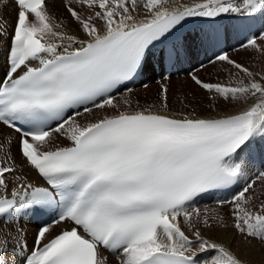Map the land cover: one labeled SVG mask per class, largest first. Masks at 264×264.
<instances>
[{"label":"snow or ice","instance_id":"obj_1","mask_svg":"<svg viewBox=\"0 0 264 264\" xmlns=\"http://www.w3.org/2000/svg\"><path fill=\"white\" fill-rule=\"evenodd\" d=\"M9 2L15 6L11 33L0 16V125L16 136L0 138V218H8L5 228L12 225L0 234V264H10L8 254L20 264H109L101 249L115 264H246L204 235L229 225L222 219L217 225L207 209L192 205L238 185L230 199L217 203L228 206L235 234L264 242V170L240 183L255 167L253 154L264 158V72L222 51L209 63L235 69L227 82L191 74L211 94L213 111L220 102L240 106L217 115L172 110L162 73L166 61H176L192 44L219 39L218 30L215 37L202 29L185 33L186 24L254 21L264 17V0H63L74 32L50 14L54 0L2 5ZM158 46L157 101H137L133 108L125 95L121 104L113 93L120 87L132 92L127 82L149 67ZM240 47L264 55V20ZM106 108L114 113L81 122ZM60 137L67 143H57ZM14 139L22 163L13 155ZM25 167L44 183H33ZM46 209L58 211L41 221L29 249L19 216H43Z\"/></svg>","mask_w":264,"mask_h":264},{"label":"rangeland","instance_id":"obj_2","mask_svg":"<svg viewBox=\"0 0 264 264\" xmlns=\"http://www.w3.org/2000/svg\"><path fill=\"white\" fill-rule=\"evenodd\" d=\"M56 5H61L63 11L60 12V10H57L55 7ZM48 7H49L50 14L54 15L57 18V21H60V20L65 21V24L68 27V30H71L72 27L75 28V26L73 24H71L70 17L66 14V11L63 8V0H59V1H57V3L52 4V6L49 5ZM12 9H14V6H12ZM260 20H264V17H258L257 20H254V21H245L244 22V29L246 30V28H247V31L245 32V34L243 36H241V35L236 36L239 33H235V32H234L235 33L234 36H232V30H231L230 37L232 36V39L230 38L231 43H230V49L228 51L229 56L232 59H235L238 62L244 63L246 66H249L251 69L253 68L255 72H264V55H260L259 53H254L253 50H251V49H249L247 51L242 49L240 47V42L245 41L246 36L252 35L256 31V27L258 26ZM240 21L243 24L244 20H240ZM229 23H230V27H231V24H233V23L232 22H229ZM242 24H241V26H242ZM245 26H246V28H245ZM236 27H237V25L234 24L233 29H235ZM241 29L242 28L239 27V31H241ZM242 32H244V31L242 30ZM2 41H4V40H2ZM207 43H209V41L204 42L206 47H207ZM1 44H2V42H1ZM197 46H199V43ZM197 46L192 44L188 53H186V60L184 59L180 63V71L178 72L180 74L179 75H173L172 77L168 78L167 81H165L169 87V97H170V104L172 106V110H174V111L183 110L186 112H191L192 109L195 108L196 114L205 115V114H217V113H221V112L228 111V110H231V109L238 107L239 105H233V104H227L226 105L222 102L219 103L216 111H213L212 109H210L208 107L210 101L207 99V96L211 95V94L206 93L203 89H201L197 85H195V83L191 80V74H193V73L197 74L202 80H204L206 82H217V81L227 82L229 80L230 71L235 72V69H231V66L226 65L223 62L217 63L215 65H212L209 63L210 59L211 60L215 59V55H214L215 53L214 54L212 53L213 42H211V45H209V46H211L210 50H209V48H199V47H198L199 49H196ZM227 50H228V48H227ZM202 54H205V56H207V57H205V58L201 57ZM190 55H191V57H190ZM189 57L193 61H191L189 59ZM191 62H192V65H190ZM158 63L160 64L159 60H158ZM202 64L204 65L203 68L201 67ZM177 65H178V63H177ZM160 68H161V64H160ZM149 69L150 70H148L146 76L142 79V81L140 80L141 82L139 81L140 84L137 85L134 89H132L131 93L141 92L143 90H147V89L151 88V89H154V96H152V95L151 96H145L146 97L145 98V97H141V95H142V93H141V95L139 94L138 96H136L134 98L131 95H128L126 93V90L122 91V94H120V96H122V97L127 95V98L130 99L131 105L133 108L137 107V103H136L137 101H139V106H146L148 104H152V103L157 101V96H158V92H159V83L158 82H160L162 80V75L158 69L157 64L152 63L150 65ZM145 84L148 85L147 88L144 87ZM139 90H141V91H139ZM180 100H183L184 103L189 105V107L186 109H183L181 103L179 102ZM120 101L122 104V99ZM108 109H105L104 111H102V113H100L101 115L100 116L97 115L98 117H95V118H102L104 115H111L114 113L113 109H110V108H108ZM94 111L97 113L100 112L98 110H94ZM63 143H67V142L64 141ZM257 154H258V152H257ZM258 155H260V154H258ZM258 155H255V153L253 154V159H254L253 161L255 162L254 163L255 167L258 166L259 163H261L262 168H260V170H264V158H262L261 156H258ZM255 167L252 169L251 172H246L245 176L242 178V183L244 182V180L248 179L249 175H251L252 173H254L256 171H259V169H255ZM258 187H259V185H258ZM227 195H229V194H227ZM222 197H219V199L218 198L214 199V196H212V197L202 199L204 201L201 205L198 202L199 204L197 203L193 207H198L201 209V207H203L207 203H211L215 209H218V210H215V212H220V214L218 216H214L215 222L218 225L220 219L230 217L228 214L229 213L228 206L227 205L221 206L217 203V201L223 200V199H230L231 197H224V198H222ZM201 211H202V209H201ZM218 217H221V218L219 219ZM228 219L230 222L229 224L231 225V222H232L231 218H228ZM217 227H219V226H216V228ZM24 230H26V227L24 228ZM29 230H32V229H29ZM29 230H26V231H29ZM2 232L3 231L1 229L0 233H2ZM209 232H210V230H204V235L208 236ZM231 239H232V243L228 247L234 253H235V251H237V249H239V244L241 242V243H244V245L248 246L249 249L251 248L250 250L259 251L260 256L263 257V259H264V242H260L256 239H253L251 241V243H248V242L244 241L239 236V234H235V233H234V238H231ZM253 252H255V251H253ZM250 264H260V262L255 261V263H254L252 260L250 262ZM261 264H262V262H261Z\"/></svg>","mask_w":264,"mask_h":264},{"label":"bare ground","instance_id":"obj_3","mask_svg":"<svg viewBox=\"0 0 264 264\" xmlns=\"http://www.w3.org/2000/svg\"><path fill=\"white\" fill-rule=\"evenodd\" d=\"M57 1H59V0H54V3H49V5H51L52 6V4H55V3H57ZM177 2H188V0H169V5H174V4H176ZM48 5V6H49ZM12 6H14V4H12L11 2H9L8 4H7V6H3L2 5V0H0V16H2L3 17V19H5V20H7L8 22H9V25H10V27L8 28V31H10L11 29H12V27H11V25H14V23H12L13 22V19H15V6H14V9H12ZM56 7V9L57 10H60V12L61 11H63V9H62V6L61 5H56L55 6ZM55 9V8H54ZM67 14V13H66ZM59 15V14H58ZM61 15V14H60ZM59 17V16H58ZM61 18V17H60ZM201 19H203V18H201ZM15 22V21H14ZM233 26H234V24H231V27H230V23H228V26H227V28H228V41H227V44H226V49L225 50H227V48H228V46H229V42H230V40H229V36H230V33H231V30H233ZM200 29H202V30H204L205 32H209L207 29H205V28H200V27H197V28H195L194 30H192L191 32H195V31H197V30H200ZM69 31H72V32H74L75 31V28H73L72 27V29L71 30H69ZM237 33V32H236ZM215 37V36H214ZM0 40L2 41L3 40V38H0ZM0 41V42H1ZM4 42V41H3ZM214 42H215V44H216V39H214ZM5 43V42H4ZM199 43V42H198ZM198 43H197V45H198ZM197 45H195V46H197ZM210 45V41H209V43H207V46L208 47H210L209 46ZM207 47V48H208ZM214 49H216V48H214ZM0 51H2V49H0ZM182 54H181V56L179 57V59H178V61L175 63V68H176V65H177V63L179 62V60L180 59H182ZM3 58V56L2 55H0V64L3 62L1 59ZM152 59V60H151ZM157 59V57L156 56H154V55H151V57H150V65L153 63V64H157L158 63V59ZM155 62V63H154ZM150 65H149V67H150ZM262 66V65H261ZM148 67V68H149ZM148 68L141 74V76L138 78V80H137V82L139 83V81L144 77V75L146 74V72H147V70H148ZM163 68H164V65H163ZM150 70V69H149ZM160 70H161V68H160ZM252 70L254 71V69L252 68ZM163 74V73H162ZM121 90H124V88H121L118 92H115V95L116 94H118ZM139 91H141V90H139ZM141 93H142V95H141ZM141 95V97H145V96H154V89H147V90H143V91H141V92H135V93H130V94H128V95H131L132 97H136V96H138V95ZM117 98H118V100H121L122 99V96H120V95H118L117 96ZM146 98V97H145ZM148 100V99H147ZM240 106H238V107H236V108H234V109H231V110H228V111H224V112H221V113H217V114H224V113H233V112H235V111H237L238 110V108H239ZM106 109H108V108H106ZM94 110H98V111H100V112H93V115H91V116H88V117H85V118H83L82 119V121L81 122H83V120L84 119H94L95 117H98V116H100L101 114L100 113H102V111H104L105 109H94ZM109 110V109H108ZM217 114H205V115H217ZM98 115V116H97ZM198 115V114H197ZM7 136H13L14 138H15V136H16V134L14 133V132H12V130H10V129H7L5 126H3V125H0V138H6ZM65 140L63 139V137H60L58 140H57V143H60V144H62L63 142H64ZM13 149H12V152H13V155L16 157V159H17V162L18 163H22V161H21V159H20V156H19V154H18V152H17V150H16V147H15V139L13 140ZM67 142V141H66ZM259 154V153H258ZM254 160V159H253ZM254 162V161H253ZM255 163V162H254ZM263 163V162H262ZM260 168H262L261 167V163H259V165L258 166H256L255 167V169H259L260 170ZM23 173L24 174H26L28 177H29V179L33 182V183H35V184H40V183H42V181H41V178H40V176L37 174V172L34 170V169H31L30 167H25L24 169H23ZM259 188V189H258ZM236 188H234V189H232V190H229V191H224V192H222V193H226V194H228V193H232L234 190H235ZM261 191V188L260 187H258L257 186V192H260ZM221 192H219V191H217V192H215V193H212V192H210V193H208V194H206V195H204L202 198H200V199H198L197 201H199V200H202V199H205V198H208V197H212V196H214V195H218V194H220ZM261 199H264V196H261ZM211 200V199H210ZM197 201H195V202H197ZM201 209H202V212H204V210L205 209H207L208 210V215H209V217H211V218H214V216H218L219 214H220V212H215V210H218V209H215L214 207H213V205L211 204V203H207L206 205H204L203 207H201ZM219 219L221 218V217H218ZM228 218H230V217H226V218H222V220H223V222L224 223H226V224H228L229 225V227H227V228H222V227H215V228H213L212 230H210V232H209V235H208V237H210V238H213V239H215V240H217L218 242H223L226 246H229L231 243H232V239L231 238H234V230L230 227V222H229V219ZM20 224H18V227H20V228H25L26 227V230H29V229H32V227L34 226V225H36L35 223V220L33 219V218H30V217H28L27 215L26 216H22L21 218H20ZM11 228H12V225L11 224H9L8 225V227L7 228H5V223L4 222H0V230L2 229V231L4 232V231H9V230H11ZM232 229V230H231ZM26 230H24V233L22 234V236H24V235H27L28 236V239H29V241H31V242H33V237H34V231H33V229L32 230H29V231H26ZM2 232V233H3ZM2 233H0V234H2ZM12 235L13 236H15L16 235V232L15 231H13L12 232ZM11 244L9 245V247L11 248ZM251 249V248H250ZM249 248H248V246H246V245H244V243H241L240 242V244H239V249H237V251H235V254L239 257V258H241L243 261H245L246 262V264H250V262L253 260V262L255 263V261L256 262H260V264H261V262H262V264L264 263V259H263V257H261L260 256V254H259V251H257V250H253V251H255V252H253L252 250H250ZM253 249V248H252ZM208 254H201L200 255V257H199V259H204V257H206ZM8 260H9V262H10V264H11V262L13 261V260H15V264H20V258L19 257H12L11 256V254H8V256L6 257ZM109 264H115V257L113 256V255H110L109 256Z\"/></svg>","mask_w":264,"mask_h":264}]
</instances>
